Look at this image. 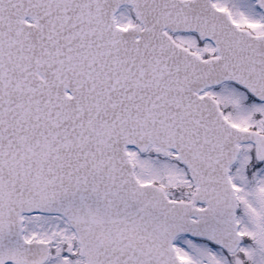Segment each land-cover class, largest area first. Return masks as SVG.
Returning a JSON list of instances; mask_svg holds the SVG:
<instances>
[{"label": "snow or ice", "instance_id": "obj_1", "mask_svg": "<svg viewBox=\"0 0 264 264\" xmlns=\"http://www.w3.org/2000/svg\"><path fill=\"white\" fill-rule=\"evenodd\" d=\"M0 264H264V0H0Z\"/></svg>", "mask_w": 264, "mask_h": 264}]
</instances>
